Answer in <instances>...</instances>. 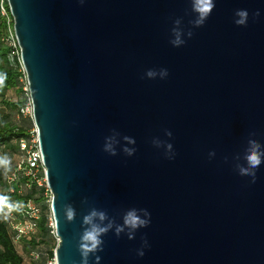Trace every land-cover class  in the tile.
<instances>
[{"label": "water", "instance_id": "obj_1", "mask_svg": "<svg viewBox=\"0 0 264 264\" xmlns=\"http://www.w3.org/2000/svg\"><path fill=\"white\" fill-rule=\"evenodd\" d=\"M7 1L47 169L58 264H81L92 208L108 217L94 223L113 227L89 264L97 256L99 264H264V163L255 183L235 168L250 138L264 145V0H214L201 27L191 23V0ZM237 10L248 11L245 26L234 22ZM177 19L185 43L174 47ZM160 69L166 78L146 76ZM106 138L117 155L103 150ZM154 140L171 143L174 156ZM133 208L146 209L150 224L134 239L127 229L117 237Z\"/></svg>", "mask_w": 264, "mask_h": 264}, {"label": "trees", "instance_id": "obj_2", "mask_svg": "<svg viewBox=\"0 0 264 264\" xmlns=\"http://www.w3.org/2000/svg\"><path fill=\"white\" fill-rule=\"evenodd\" d=\"M5 36L6 25L0 15V78H2L0 79V155L14 157L10 171L5 172L0 169V194L8 195L12 202L17 201L22 204L32 202L40 208L41 216L37 234L17 243L8 219L0 215V264H44L48 258L54 256V250L58 245L50 225L53 215L48 188L46 184L41 187L32 184L28 187L23 179L21 193H10L8 189L7 177L14 172L21 157L18 142L28 136V131L33 127L34 122L31 118L21 115L28 98L21 82L20 61L4 41ZM10 94H15L16 98ZM19 246H23L24 252L29 255V262L19 252ZM33 252L40 253L39 261L35 262L30 257Z\"/></svg>", "mask_w": 264, "mask_h": 264}, {"label": "clouds", "instance_id": "obj_3", "mask_svg": "<svg viewBox=\"0 0 264 264\" xmlns=\"http://www.w3.org/2000/svg\"><path fill=\"white\" fill-rule=\"evenodd\" d=\"M83 2V0H81ZM192 12L195 14L196 18L191 21L194 27H201L205 23L206 19L209 17L213 9L215 8L214 0H191ZM259 11L254 13L255 17H259ZM237 19L235 23L238 26H245L248 20L249 13L247 10H237L235 13ZM175 27L173 28L174 39L171 40V44L174 47H179L185 43L182 39V31L180 29L181 20L177 19L174 22ZM188 37L191 38L193 33L189 31L187 33ZM146 76L149 79H155L159 76L161 79H164L168 76L167 69H160L159 72L156 70H148ZM2 79V78H0ZM168 137H171V132L165 133ZM254 135V133L252 134ZM124 140L128 144H135V141L127 136L124 137ZM154 145L159 147L166 148V154L168 158L171 159L174 156L172 151V144L165 143L159 140L153 141ZM105 152L109 153L112 156L117 155V152L111 142V138H106L104 149ZM123 152L128 156H132L135 153V148L124 147ZM210 157L215 156L214 152L209 153ZM236 161H240L241 157L237 155L234 157ZM243 160L245 163H236L235 168L238 171V174L241 176H249L252 178L251 182L255 183L256 181V170L264 163V145H261L255 139H249L247 142V147L244 151ZM0 169H3L5 172L10 171L11 169V158L4 154L0 155ZM19 202H12L11 198L8 195L0 194V215L7 216L12 211L19 210ZM64 215L67 222L74 221L76 217V211L72 205L64 206ZM100 221L106 220L107 214L104 211L97 210L95 208L90 209L88 214L83 217L84 230L80 235L78 249L81 254V264H89L90 254H95L103 250V239L102 237L106 235L113 227V223L109 222L106 226L101 224L94 223L95 219ZM150 224V213L146 209H130L128 210L123 217V224L117 225L115 227V234L117 237L121 233L125 232L127 229L128 239H134V233L140 228H146ZM147 240H144L143 247H147ZM143 247L138 250L137 254L140 257L144 256ZM97 264H99V257H96Z\"/></svg>", "mask_w": 264, "mask_h": 264}, {"label": "built area", "instance_id": "obj_4", "mask_svg": "<svg viewBox=\"0 0 264 264\" xmlns=\"http://www.w3.org/2000/svg\"><path fill=\"white\" fill-rule=\"evenodd\" d=\"M0 15L6 25V36L4 37V41L8 44L9 47L12 48L13 54L18 57L21 64V82L23 83V90L28 98L27 104L21 110V115L23 117H29L33 120V104L30 95V88L27 81L26 71L21 60L19 43L15 34L14 18L10 11L7 0H1ZM18 146L21 152V157L14 172H12L7 177L8 189L10 193L22 192L21 181L23 179L26 181L28 187H30L32 184H36L40 187L44 184H46L47 186V169L44 163L43 153L41 149L39 131L35 124L28 131V136L26 138L20 139V141L18 142ZM47 191L50 196L51 203L52 195L49 188ZM19 205V210L12 211L6 216L9 221L14 240L17 243L23 239L30 238L37 234L38 221L41 216L40 208L30 201L24 204L19 202ZM50 225L53 229L52 233L54 237L56 238L57 242H59L53 218L51 219ZM30 257L33 261L37 262L40 260L41 255L38 252H33ZM44 264H58L55 250L54 256L52 258H48Z\"/></svg>", "mask_w": 264, "mask_h": 264}, {"label": "rangeland", "instance_id": "obj_5", "mask_svg": "<svg viewBox=\"0 0 264 264\" xmlns=\"http://www.w3.org/2000/svg\"><path fill=\"white\" fill-rule=\"evenodd\" d=\"M10 96H12L13 98H16L15 94H10ZM11 158V161L14 159L13 156H10ZM19 252L25 257L26 261L29 262V255H27L25 252H24V249H23V246H19Z\"/></svg>", "mask_w": 264, "mask_h": 264}]
</instances>
